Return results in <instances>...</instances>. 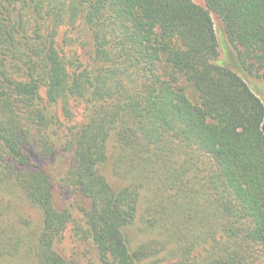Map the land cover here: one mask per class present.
<instances>
[{
  "label": "trees",
  "instance_id": "1",
  "mask_svg": "<svg viewBox=\"0 0 264 264\" xmlns=\"http://www.w3.org/2000/svg\"><path fill=\"white\" fill-rule=\"evenodd\" d=\"M213 14L264 69V0H0V264H68L70 224L102 264H264V103L218 63ZM56 150L79 221L31 164Z\"/></svg>",
  "mask_w": 264,
  "mask_h": 264
},
{
  "label": "rangeland",
  "instance_id": "2",
  "mask_svg": "<svg viewBox=\"0 0 264 264\" xmlns=\"http://www.w3.org/2000/svg\"><path fill=\"white\" fill-rule=\"evenodd\" d=\"M200 2V0H196ZM213 20L215 23V29L219 41L220 57L218 63L229 66L236 71L256 92L264 103V69H254L249 71L246 69L238 59L237 50L231 44L223 28L221 20L213 14ZM65 32L64 30L62 31ZM81 33L79 31H72L67 33V37L64 36L62 41L63 50L69 58L73 55L81 62H87V48L84 45ZM63 37V34L60 36ZM70 107L72 116L70 120H64L68 122L76 123L84 121L88 116L85 103L81 100L73 99L70 101ZM64 119V118H63ZM31 164L38 168H43L50 177V183L53 190V203L58 210L70 208L73 217L76 220L81 219V213L79 206H89L90 200L81 196L72 195L67 191V187L64 185L63 177L67 168L71 164L70 155L67 152L56 150V154L51 157H47L44 160L31 156ZM114 187L119 185L116 182L112 183ZM54 248L58 254L68 264H102L97 256V252L91 240L83 239L80 233L76 234L73 229V225L70 224L64 229L61 239L56 241ZM164 264V263H160Z\"/></svg>",
  "mask_w": 264,
  "mask_h": 264
}]
</instances>
